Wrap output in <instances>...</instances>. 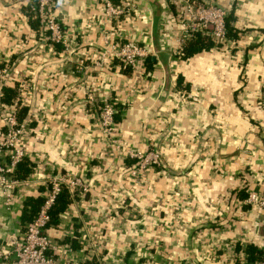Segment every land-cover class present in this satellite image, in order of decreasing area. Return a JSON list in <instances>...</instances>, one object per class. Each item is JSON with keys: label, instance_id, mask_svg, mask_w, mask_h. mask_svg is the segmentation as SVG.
Here are the masks:
<instances>
[{"label": "crops", "instance_id": "crops-1", "mask_svg": "<svg viewBox=\"0 0 264 264\" xmlns=\"http://www.w3.org/2000/svg\"><path fill=\"white\" fill-rule=\"evenodd\" d=\"M110 1L122 14L108 20L103 0H57V19L74 45L69 58L60 45L50 52L48 41L31 35L24 14L30 0H0V69L8 67L13 78L44 76L51 111L73 105L66 120L71 129L57 130L60 111L46 119L48 134L32 139L22 162L29 173L16 175L29 183L15 190L11 205L0 191V247L11 248L21 237L24 201L44 198L50 179L66 175L80 177L88 191L47 230L61 263L216 264L208 255L214 245L218 258H230L237 243L264 246V210L246 203L250 193L264 195V0H205L233 11L236 38L187 60L178 57L179 7L169 0ZM103 33L144 48V69L132 73L117 61L96 67ZM30 37L44 47L45 68L9 67L21 44L32 53ZM16 81L0 86L15 88ZM87 94L95 104L111 98L123 106L117 125L124 150L162 157L141 174L143 187H131L137 159L123 149L107 163L85 162L77 146L95 118ZM91 143L89 153L98 154L97 140Z\"/></svg>", "mask_w": 264, "mask_h": 264}, {"label": "built area", "instance_id": "built-area-1", "mask_svg": "<svg viewBox=\"0 0 264 264\" xmlns=\"http://www.w3.org/2000/svg\"><path fill=\"white\" fill-rule=\"evenodd\" d=\"M169 1L179 7L184 15L177 41L182 45L179 47V51L182 50L183 44L191 38L192 34L200 30L208 31L212 39L217 42L224 41L227 38L225 22L227 12L222 7L209 4L205 0ZM56 3L57 0H34L31 10L34 12L41 29L47 35V39L52 45H60L62 53L67 54L74 48V45L66 40L60 22L54 16ZM103 8L104 16L108 20L122 14L120 8L115 7L110 0H103ZM100 47V51L94 57L96 67L105 68L117 61L132 73L144 69L148 54L136 42H120L103 33ZM80 63L82 66L83 61ZM2 74H6L5 69L0 71V84L5 82ZM1 98L2 94L0 92V191L5 198L6 205H11L16 195L15 190L29 183L28 179H21L16 176V168L23 159L30 156L32 139L39 140L40 136L29 127L26 120L18 121L15 100L18 97L11 104H5ZM86 99L94 103L92 94H87ZM115 112L113 100L108 98L101 103L97 114V126L102 131L105 145L108 144L113 151L120 149V145L117 144L119 134L118 125L114 120ZM31 133H34V136ZM127 155L132 159H144V163L140 164L139 162L138 167L130 171L131 176L140 174L145 169L146 164L148 166L160 165V154L157 151L149 153L147 156L141 155L139 152L128 151ZM87 186L78 176L66 175L58 179H50L44 202L37 216L26 226L24 235L11 248L0 247V264H71L58 261L59 248L47 235L50 222L49 211L55 202L56 196L63 188L71 195L75 194L82 197L88 191ZM246 203L264 210V195L259 196L256 193H250L247 196ZM216 250L217 246L214 245L208 252V255L216 264H236L238 259L242 257L241 254H237L232 249L229 254L230 258L220 256L218 258ZM260 250V258L255 264H264V246H261Z\"/></svg>", "mask_w": 264, "mask_h": 264}, {"label": "rangeland", "instance_id": "rangeland-1", "mask_svg": "<svg viewBox=\"0 0 264 264\" xmlns=\"http://www.w3.org/2000/svg\"><path fill=\"white\" fill-rule=\"evenodd\" d=\"M31 3L30 5L27 7V11L25 14L27 20L28 17L32 16V19H35V14L34 12H32L31 7L34 5V0H30ZM57 4V3H56ZM56 7L57 5H55L54 7V16L57 18V14H56ZM39 25V23H38ZM31 35L37 36L36 38H41L44 41H48L49 45H50V52H55L54 50V46L52 45V43L47 39V35H45V32L41 29L40 25L38 26V29L34 32H31ZM31 38V37H30ZM35 37H32L31 40L33 41L31 44V48H32V53H29V49L27 48V46H24V44L20 46V48L18 49V56L15 58L14 61H11V64L9 65V67L12 68V66L16 65L17 67H24V63H26L28 65V67L30 66V64L39 66V67H43V69L45 68V60L43 61V59H45V51L43 50V48L40 45V42L36 40ZM53 46V47H52ZM65 56L69 57V58H74V53H73V49L70 50L69 53L64 54ZM77 58V57H75ZM118 63V62H117ZM8 64V63H7ZM21 64H23V66H20ZM4 70V69H3ZM6 70V74H2L3 75V80L5 82L7 81H12V80H17L16 82H18V85L15 87L17 90V97L18 99L16 100V108H17V113L20 110V108H27V119L26 122L28 123L29 127L33 129V131H35L37 133V135L42 136L41 133H46L48 134L49 132V125L47 123L46 119H51L53 118L54 120L56 118H54V116H56V114L60 111L63 112V117L61 118L62 122L59 126V128L57 129L58 131H60L61 129H71L70 128V124L69 122H66V120H68L67 117H70L73 115V105L69 106L68 109L62 106V109L60 110L59 107L56 109H53L52 111L50 110V108L45 107V100L47 97H45L44 94V89L41 87L42 85L45 84V77L41 76L40 74L38 76H33V77H27V76H22V75H17L14 78L10 75H8V67H5ZM1 71V69H0ZM44 75V73L42 74ZM50 77L48 78V81H50ZM55 81V79H54ZM53 81V82H54ZM50 92H52L51 94H54V88H51L49 90ZM71 105V104H70ZM101 104L94 103V107L92 112L95 114V118L94 121L92 123L91 126V130L87 131L88 135L86 140L82 141V145H78L77 148L78 150L84 151V154H82L84 156V158L87 159H93L95 158L97 161H101V163H107L108 159H111V155H114V153H117V151H120V149H123V145H122V140L119 139V142H117L118 145H120V149H115V151H113L111 149V147H109L108 144L105 145V142L103 140V134L102 131L98 128L97 126V114L99 113V106ZM85 108H83L82 110H84ZM87 112H89L88 110H86ZM32 119V120H31ZM86 132V133H87ZM34 136V133H31ZM97 140V143L99 145L98 150V154H90L89 153V149L92 147V141L93 140ZM117 140V139H115ZM102 149V150H101ZM111 149V150H110ZM77 150V151H78ZM94 150V149H93ZM124 150V149H123ZM129 150H124V154L127 155V152ZM129 152H133L134 151H129ZM153 151H148V153H144V156L149 155V153H152ZM97 153V152H96ZM87 154V155H85ZM94 155H97L96 157H94ZM128 156V155H127ZM85 162L88 163V160ZM137 162H140V164L144 163V159L142 160H137ZM160 162L162 161V157L160 156ZM152 165L146 164L145 169H143L140 174H136L135 176H131L130 180H133L132 182H129L132 186V188H137V187H143L141 184V174L145 173V171L147 169H149V167H151ZM132 168V167H131ZM134 169V168H133ZM131 189V188H130ZM132 195H138L136 190L133 191ZM130 208V207H129ZM131 209V208H130ZM258 209V208H257Z\"/></svg>", "mask_w": 264, "mask_h": 264}, {"label": "trees", "instance_id": "trees-1", "mask_svg": "<svg viewBox=\"0 0 264 264\" xmlns=\"http://www.w3.org/2000/svg\"><path fill=\"white\" fill-rule=\"evenodd\" d=\"M180 18V24L181 22L184 21V15L183 12L181 14ZM33 17L30 16L28 17V23L30 25V28L34 31L38 29V21L37 19H32ZM235 21V17L233 14V11L231 13H227L225 22H226V27H227V38H236L235 34H232V28H231V22ZM204 32L206 33L205 35ZM218 42L214 41L212 37L208 34V31L205 30H200L192 34L191 38L189 41L186 43V45L182 48V50L179 52L178 57L180 60H187L189 58H192L193 56L204 52V51H209L211 48L216 46ZM121 67L122 64L118 63ZM148 68L151 69V58L148 59ZM128 71V70H127ZM125 71V72H127ZM129 72V71H128ZM0 92L2 94V102L5 104H11L12 101L17 98V90L16 88H9L5 86H0ZM114 108H115V114H114V120L117 123L120 120L121 117V112L123 110V106L118 104L117 102L114 103ZM27 108H20V110L17 113V118L19 122L25 121L27 118ZM25 159H23L18 167L16 168L15 174L18 176H21L22 174L28 175L29 169L25 167V163L23 164L22 162ZM128 163V162H127ZM126 163V164H127ZM129 164V163H128ZM132 163H130L131 165ZM135 166L138 165L137 162H135ZM24 175V176H25ZM238 196L240 199L246 198V194L244 193H238ZM77 199V195H71L70 193L67 192L65 188L61 190V192L56 196L55 202L52 205L50 211H49V216H50V222L48 228L52 227L55 228L59 225L60 223V216L66 211V209L73 203V200ZM44 202L43 197H37V198H32L29 197L24 201L23 207H22V212L20 216V225L22 227V235L25 233L26 226L33 221V219L37 216L39 209L41 205ZM48 230V229H47ZM261 246H257L256 244H249L244 247L241 246V244L237 243L236 244V252L237 254H241L242 257L237 261L236 264H255L257 260L260 258ZM130 256V253H127L125 255L126 257Z\"/></svg>", "mask_w": 264, "mask_h": 264}]
</instances>
